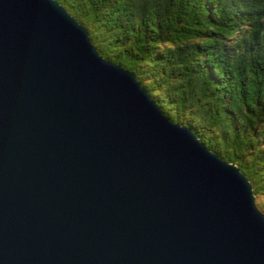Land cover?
<instances>
[{"label": "water", "instance_id": "1", "mask_svg": "<svg viewBox=\"0 0 264 264\" xmlns=\"http://www.w3.org/2000/svg\"><path fill=\"white\" fill-rule=\"evenodd\" d=\"M0 264H264L250 180L57 0H0Z\"/></svg>", "mask_w": 264, "mask_h": 264}, {"label": "trees", "instance_id": "2", "mask_svg": "<svg viewBox=\"0 0 264 264\" xmlns=\"http://www.w3.org/2000/svg\"><path fill=\"white\" fill-rule=\"evenodd\" d=\"M264 194V0H57Z\"/></svg>", "mask_w": 264, "mask_h": 264}, {"label": "rangeland", "instance_id": "3", "mask_svg": "<svg viewBox=\"0 0 264 264\" xmlns=\"http://www.w3.org/2000/svg\"><path fill=\"white\" fill-rule=\"evenodd\" d=\"M184 124V123H182ZM255 203L258 207V209L264 213V194L259 193L258 195H255Z\"/></svg>", "mask_w": 264, "mask_h": 264}]
</instances>
